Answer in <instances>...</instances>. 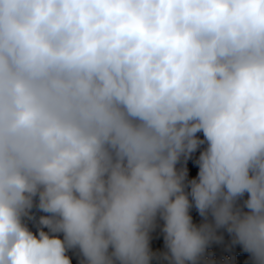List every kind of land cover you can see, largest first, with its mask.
Wrapping results in <instances>:
<instances>
[{
	"label": "clouds",
	"instance_id": "9594fccd",
	"mask_svg": "<svg viewBox=\"0 0 264 264\" xmlns=\"http://www.w3.org/2000/svg\"><path fill=\"white\" fill-rule=\"evenodd\" d=\"M221 229L264 264V0H0V264H201Z\"/></svg>",
	"mask_w": 264,
	"mask_h": 264
},
{
	"label": "trees",
	"instance_id": "16d2710c",
	"mask_svg": "<svg viewBox=\"0 0 264 264\" xmlns=\"http://www.w3.org/2000/svg\"><path fill=\"white\" fill-rule=\"evenodd\" d=\"M218 235L223 239L215 242L213 248L214 256L211 259H205L202 263L212 262L215 264H243L250 254L243 251L242 246L232 243V237L226 230H218Z\"/></svg>",
	"mask_w": 264,
	"mask_h": 264
},
{
	"label": "rangeland",
	"instance_id": "374dc122",
	"mask_svg": "<svg viewBox=\"0 0 264 264\" xmlns=\"http://www.w3.org/2000/svg\"><path fill=\"white\" fill-rule=\"evenodd\" d=\"M199 135L201 136V138H203L202 134H199ZM198 155H199V151H197L195 154H193V156L187 162L186 166L189 168L190 178L192 176H195V174L198 172V166H196L195 163H194L195 159L198 158ZM180 166H184V162L183 161L181 162ZM193 215H194V220L195 221L199 222L200 220H202V218H200L198 216V213H196L195 210H193ZM209 219H211V218L209 217ZM160 226H162V221L159 222V226L151 233V240L154 241V243L156 245L157 253L166 251V249L164 247V243H163V233L160 231ZM208 255H209V253L206 252L203 261L205 259L213 258V257H209L210 255L209 256ZM202 262H201V264H203ZM204 264H206V263H204ZM210 264H215V263L210 262ZM243 264H251L250 256H249L248 260L245 263H243Z\"/></svg>",
	"mask_w": 264,
	"mask_h": 264
},
{
	"label": "crops",
	"instance_id": "0c3cea01",
	"mask_svg": "<svg viewBox=\"0 0 264 264\" xmlns=\"http://www.w3.org/2000/svg\"><path fill=\"white\" fill-rule=\"evenodd\" d=\"M26 223L28 224V226L30 227V229L33 231V232H36L38 227H39V224H34V223H29L26 221ZM46 230V229H45ZM150 246L151 248L153 249V251L157 252L156 251V245L154 243V241L151 240L150 242ZM215 247V242H212L210 245H209V249L206 250L207 253H209V257H213L214 256V253H213V248ZM73 256H74V264H78V261L81 259L78 251H75L73 253ZM152 264H156V259L153 260Z\"/></svg>",
	"mask_w": 264,
	"mask_h": 264
},
{
	"label": "built area",
	"instance_id": "2783aa9c",
	"mask_svg": "<svg viewBox=\"0 0 264 264\" xmlns=\"http://www.w3.org/2000/svg\"><path fill=\"white\" fill-rule=\"evenodd\" d=\"M31 215H32L33 219H31V220H27V219H26V221L29 222V223L38 224L39 217H40L41 215H45V214L42 213V212L38 209V207H35V206H34V208L31 210ZM204 257H205V256H204ZM156 264H167V262H166V261H163L162 259H156Z\"/></svg>",
	"mask_w": 264,
	"mask_h": 264
}]
</instances>
